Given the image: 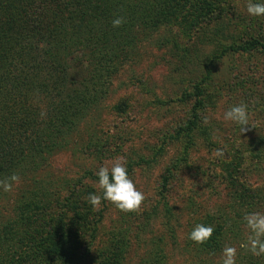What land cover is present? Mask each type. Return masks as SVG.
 <instances>
[{"label": "trees", "instance_id": "16d2710c", "mask_svg": "<svg viewBox=\"0 0 264 264\" xmlns=\"http://www.w3.org/2000/svg\"><path fill=\"white\" fill-rule=\"evenodd\" d=\"M223 1L0 0V179L13 173L21 178L11 192L0 188V264H124L132 246L128 213L102 231L107 201L93 210L87 201L96 193L93 187L69 189L59 200L55 182L40 173L51 157L76 152L81 126L101 102L107 79L128 58L139 56L141 38L173 24L196 29L213 21V10ZM120 16L126 23L114 28L112 21ZM256 48L264 50L263 41L225 45ZM190 123L187 131L196 121ZM92 143L90 134L87 152ZM229 184L230 214L218 205L196 213L188 224L184 248L193 264H215L223 247L233 243L238 244L236 264H264V255L239 248L249 234L244 215L264 213V200L232 176ZM197 223L215 228L202 245L188 238ZM164 247L162 238L153 241L141 264H166Z\"/></svg>", "mask_w": 264, "mask_h": 264}, {"label": "rangeland", "instance_id": "374dc122", "mask_svg": "<svg viewBox=\"0 0 264 264\" xmlns=\"http://www.w3.org/2000/svg\"><path fill=\"white\" fill-rule=\"evenodd\" d=\"M247 3L224 0L214 8L213 21L196 29L173 24L141 38L139 56L107 79L101 102L81 126L76 152L51 157L40 173L55 182L59 200L82 187L99 194L92 176L116 157L126 159L128 174L146 199L138 212L126 215L132 246L124 264H141L160 238L166 264H193L184 248L188 224L198 212L218 205L227 209L231 176L264 200V50L225 49L249 39L264 43V16L249 15ZM241 103L249 114L243 133L239 124L224 119L229 107ZM192 119L196 123L187 131ZM90 134L94 143L87 152ZM218 148L222 157L213 155ZM121 214L126 213L106 202L102 231ZM221 254L215 264H222Z\"/></svg>", "mask_w": 264, "mask_h": 264}, {"label": "clouds", "instance_id": "9594fccd", "mask_svg": "<svg viewBox=\"0 0 264 264\" xmlns=\"http://www.w3.org/2000/svg\"><path fill=\"white\" fill-rule=\"evenodd\" d=\"M247 12L253 17L264 16V3L248 0L246 5ZM126 20L124 17H116L112 21L114 28L121 27ZM247 104L241 103L233 105L224 113V119L232 121L241 126V133L247 129L245 126L249 124V114ZM42 116L45 113L41 114ZM204 123H208L207 119ZM216 157L224 155L223 148H218L213 153ZM98 177V186L100 193H89L87 201L92 205L93 210L99 209L102 202L107 201L113 204L118 210L125 213L138 212L146 195L137 189L136 184L130 178L127 169V161L124 157L118 156L111 163V166H101L96 171ZM20 176L16 173L0 179V188L4 192H11L14 185L19 184ZM249 234L246 239L239 244V248L245 252L251 253L253 256L264 255V213L250 212L243 217ZM215 231L214 226L197 223L188 238L196 244H205L211 239ZM238 248L233 245L226 244L222 249V264H236Z\"/></svg>", "mask_w": 264, "mask_h": 264}]
</instances>
